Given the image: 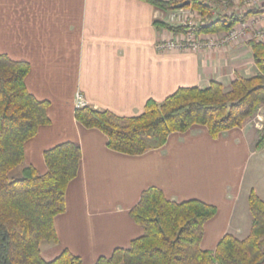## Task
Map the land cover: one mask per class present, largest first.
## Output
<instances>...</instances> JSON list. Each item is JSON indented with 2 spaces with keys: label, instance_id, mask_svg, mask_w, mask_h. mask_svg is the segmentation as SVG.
Segmentation results:
<instances>
[{
  "label": "crops",
  "instance_id": "obj_1",
  "mask_svg": "<svg viewBox=\"0 0 264 264\" xmlns=\"http://www.w3.org/2000/svg\"><path fill=\"white\" fill-rule=\"evenodd\" d=\"M235 8L225 14L238 15ZM169 15L142 0H0V55L29 63L28 91L49 102L50 124L25 144V165L45 174L47 150L66 142L82 149L66 211L54 219L59 243L42 247L47 262L68 250L82 264H94L130 247L144 234L130 211L150 187L170 201L199 200L217 208L204 226V251L215 250L226 235L243 240L251 231L249 197L255 192L264 201V188L247 186L246 178L250 162L263 152L255 145L264 110L216 139L195 125L139 156L111 150L102 131L76 120L78 94L97 110L136 117L149 100L162 103L180 88L219 82L229 89L237 76L257 72L249 35L214 49L159 51L158 43L175 36L157 25L169 24Z\"/></svg>",
  "mask_w": 264,
  "mask_h": 264
},
{
  "label": "trees",
  "instance_id": "obj_2",
  "mask_svg": "<svg viewBox=\"0 0 264 264\" xmlns=\"http://www.w3.org/2000/svg\"><path fill=\"white\" fill-rule=\"evenodd\" d=\"M142 1L165 12L174 11L176 5ZM209 1L193 0L189 8L213 16ZM248 17L218 14L197 33L228 32ZM157 25L174 33L188 30L164 22ZM249 45L257 72L237 76L229 89L219 82L206 88H180L162 103L149 100L136 117H119L87 105L76 109V120L102 131L111 150L130 156L159 149L170 134L187 132L195 125L205 126L216 139L264 110V43L251 40ZM29 72V63L0 55V264H82L68 250L50 262L42 257L44 245L59 243L54 219L66 211V192L78 175L82 149L66 142L47 150L45 174L25 165V144L40 127L50 124L49 102L39 101L26 87ZM263 148L264 120L255 145L257 151ZM249 209L253 220L245 239L226 235L215 250L204 251V226L217 208L199 200L170 201L162 190L150 187L130 211L143 236L94 264H264V201L255 192L250 194Z\"/></svg>",
  "mask_w": 264,
  "mask_h": 264
},
{
  "label": "built area",
  "instance_id": "obj_3",
  "mask_svg": "<svg viewBox=\"0 0 264 264\" xmlns=\"http://www.w3.org/2000/svg\"><path fill=\"white\" fill-rule=\"evenodd\" d=\"M173 4H178L186 0H166ZM193 1V0H190ZM228 8L229 5L236 7L237 14L243 17L249 13L253 16L238 23L232 30L221 33H208L209 35L198 34L199 27L211 24L213 17L216 16L217 4ZM212 15L202 14L200 11L189 7L170 11L169 24L174 26H185L187 32L175 33L170 40L161 41L157 49L161 52H186L198 51L202 48L214 49L224 47L228 44L237 43L243 37L249 35L251 40L264 43V0H215L212 5ZM87 106L82 95H77L76 108Z\"/></svg>",
  "mask_w": 264,
  "mask_h": 264
},
{
  "label": "rangeland",
  "instance_id": "obj_4",
  "mask_svg": "<svg viewBox=\"0 0 264 264\" xmlns=\"http://www.w3.org/2000/svg\"><path fill=\"white\" fill-rule=\"evenodd\" d=\"M219 10L220 12H222V14H225V11H227V9L230 8V10L233 8L232 5H229L228 8H224L222 7V5H219ZM228 12V11H227ZM226 12V13H227ZM218 13V12H217ZM209 16V15H208ZM241 41V40H240ZM238 41V42H240ZM237 42V43H238ZM258 141V140H257ZM256 150V149H255ZM257 151V150H256ZM261 151V150H260ZM263 152H261L257 157L253 158L252 161L250 162V170L249 173L247 174V178H246V182H247V186L248 185H252L254 182V186L261 192V190L263 191L264 188V174L262 172V168L264 167V148L262 149ZM258 162L262 165V168L259 170L255 171V163ZM18 172H14L13 175H17ZM256 174V175H254ZM255 176H261L260 178H256Z\"/></svg>",
  "mask_w": 264,
  "mask_h": 264
},
{
  "label": "water",
  "instance_id": "obj_5",
  "mask_svg": "<svg viewBox=\"0 0 264 264\" xmlns=\"http://www.w3.org/2000/svg\"><path fill=\"white\" fill-rule=\"evenodd\" d=\"M192 4V1L190 0H186V1H183L181 3H178L176 5L173 6V9L174 10H179V9H183L185 7H189L190 5Z\"/></svg>",
  "mask_w": 264,
  "mask_h": 264
}]
</instances>
